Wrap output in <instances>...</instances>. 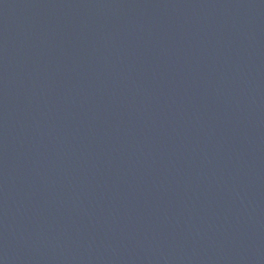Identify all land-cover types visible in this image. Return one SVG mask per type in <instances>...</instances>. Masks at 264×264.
I'll use <instances>...</instances> for the list:
<instances>
[{
    "label": "water",
    "instance_id": "1",
    "mask_svg": "<svg viewBox=\"0 0 264 264\" xmlns=\"http://www.w3.org/2000/svg\"><path fill=\"white\" fill-rule=\"evenodd\" d=\"M0 264H264V0H0Z\"/></svg>",
    "mask_w": 264,
    "mask_h": 264
}]
</instances>
